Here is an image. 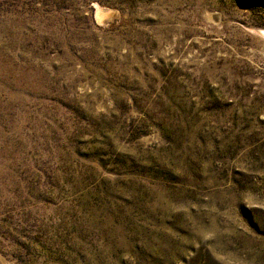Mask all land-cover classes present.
<instances>
[{"label": "rangeland", "instance_id": "374dc122", "mask_svg": "<svg viewBox=\"0 0 264 264\" xmlns=\"http://www.w3.org/2000/svg\"><path fill=\"white\" fill-rule=\"evenodd\" d=\"M264 0H0V264H264Z\"/></svg>", "mask_w": 264, "mask_h": 264}, {"label": "water", "instance_id": "95a60500", "mask_svg": "<svg viewBox=\"0 0 264 264\" xmlns=\"http://www.w3.org/2000/svg\"><path fill=\"white\" fill-rule=\"evenodd\" d=\"M263 34V36H264V33H262Z\"/></svg>", "mask_w": 264, "mask_h": 264}]
</instances>
